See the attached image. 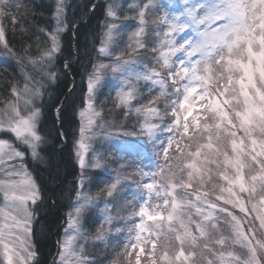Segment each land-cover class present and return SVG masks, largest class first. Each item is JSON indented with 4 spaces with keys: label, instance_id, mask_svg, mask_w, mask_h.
I'll return each mask as SVG.
<instances>
[{
    "label": "snow or ice",
    "instance_id": "6c2138e0",
    "mask_svg": "<svg viewBox=\"0 0 264 264\" xmlns=\"http://www.w3.org/2000/svg\"><path fill=\"white\" fill-rule=\"evenodd\" d=\"M98 6L92 4L90 11ZM23 8V0H0L2 51L15 57L24 73L23 85L11 84L0 102V197L5 205L0 208V264H38L39 254L28 240L44 197L25 157L31 153L41 159L53 135L46 130L49 120L53 129H63L66 119L77 117L71 154L81 171L72 182L69 229L53 264H96L79 245L81 217L98 206V198L85 192L92 178L84 172L88 167L106 172L109 165L119 167L106 189L108 203L119 198L127 181L137 185L132 215L123 229H116L117 239H123L113 264H264V0H140L128 9L136 14L130 24L120 22L122 6L109 3L98 53L107 56L119 47L125 29L134 26L125 54L151 48L154 63L117 57L115 64H94L79 96L73 61H64L62 68L58 64L61 33L79 24L71 25L61 0L56 27L48 33L51 47L45 45L35 57L21 49L25 59L8 43L6 27L15 33ZM109 69L119 80L114 90L121 106L139 103L143 88L152 98L147 107L136 109L143 120L133 129L146 142L109 143L116 151L105 155L96 145L111 141L113 134L103 131L95 101ZM69 75L70 86L60 91ZM67 135L66 130L55 132L61 150ZM85 153L92 156L87 165ZM105 222L111 224L112 217Z\"/></svg>",
    "mask_w": 264,
    "mask_h": 264
},
{
    "label": "trees",
    "instance_id": "16d2710c",
    "mask_svg": "<svg viewBox=\"0 0 264 264\" xmlns=\"http://www.w3.org/2000/svg\"><path fill=\"white\" fill-rule=\"evenodd\" d=\"M105 3L106 0H64L68 20L71 25L79 24V27L75 29L68 27L66 32L61 33L59 40L62 44V54L59 57L58 64L62 68L64 61H73L77 96L82 94L81 88L84 87L87 73L92 71V66L97 64L100 59L97 57L96 50L100 45L99 38L102 36L103 31L101 24L105 20L107 8ZM124 3H126L125 0L121 4L123 8L121 19L126 16ZM92 4L99 5L94 12L90 11ZM23 5L24 8L20 13L22 19L15 33L12 32L10 25L6 23V27L9 28L7 40L17 51L29 49L31 56L35 57L38 50H43L45 45L51 47V38L48 33L56 26L54 17L58 1L23 0ZM41 29H45V31H41ZM119 44H121V41ZM145 52L148 55L150 54L148 50ZM20 54L25 55L22 51H20ZM135 55L132 54L131 56ZM122 57L123 59L126 58V54L124 53ZM28 58L25 55V59ZM104 62L114 64L115 60L112 57H107ZM23 74L22 67L16 63L15 57H6V60H0V102H3L6 98L11 84L16 82L21 84ZM82 77L84 78L83 81ZM72 80V75L64 78V83L60 84L59 90L66 91ZM149 98L151 96L148 97L147 95L139 98V103L133 102L131 108L121 106L114 89L111 88L109 83H106L102 90L97 93L95 101L96 111L100 112L103 118V131L112 133V138L118 140L130 136L133 138L132 142H137L136 139H138L140 133L138 131L134 132L133 129L138 130L140 124L137 121L140 120V116H137L135 109ZM161 102L164 101L161 100ZM161 109H163V106ZM125 112L130 114L126 116ZM70 114L71 109H69L67 115L70 116ZM78 127V117L75 121L66 119L63 129H53L51 120H49L46 130L51 131L53 135L48 136L49 143L45 145L46 150L40 152L41 159H26L27 168L42 190L44 197L43 202L39 204L38 211L33 215L32 224V243L39 254L36 258L38 264H50L55 257L57 251L56 241L70 205L75 199V193L71 192L74 187L72 182L79 176L80 170L76 165L74 156L71 154L73 148L71 133ZM57 130L68 132L67 146L63 147L62 150L61 139L54 138ZM125 133L129 135H124ZM96 149L98 152L108 155L110 147L106 143H100L96 145ZM128 159L131 160L132 157H128ZM118 167L119 165H109L106 172L89 169L88 173H84L86 178H92V182L87 183L85 188L88 190L87 193L98 198V206L89 209L86 213V217H88L80 226L82 235L79 238V245L83 248L87 258L94 260L96 264H113L118 252L117 248L122 245L120 239H123V237L117 239L120 234L116 235V229L124 221L121 219L118 221L116 216H121L127 220L128 210L136 202L133 193L137 191V185L129 180L120 191L119 198L108 203L111 198L107 197L106 189L109 182L115 179L114 173ZM122 176H126V173H122ZM104 202L112 210L110 214L108 212L112 217L111 224L105 222L104 215L107 213V208L105 210L101 209ZM118 207L121 212H115V208ZM113 212L115 213L112 216Z\"/></svg>",
    "mask_w": 264,
    "mask_h": 264
},
{
    "label": "rangeland",
    "instance_id": "374dc122",
    "mask_svg": "<svg viewBox=\"0 0 264 264\" xmlns=\"http://www.w3.org/2000/svg\"><path fill=\"white\" fill-rule=\"evenodd\" d=\"M58 1V4L61 2V0H57ZM102 1H104V0H102ZM124 0H106V5H107V7H108V4L109 3H113V4H115V5H119V6H121V4H122V2H123ZM125 2L126 3H124L125 5L123 6L124 7V9H125V14H126V16L125 17H127L128 19H125V17L124 18H122L121 20H120V22L121 23H125V24H130L131 23V21L135 18V13H132V12H129V8L130 7H132V6H135L136 4H139L140 3V0H125ZM63 3H64V0H63ZM107 9V8H106ZM56 23H57V21H56ZM56 27V26H55ZM55 29V28H54ZM136 29H135V27L134 26H132V27H128L127 29H125V31H126V35L120 40L121 41V44H119V47H116L115 48V50H113V51H110L109 53H108V55L107 56H105V55H102V54H100V53H98V51L96 50V54H97V57H98V63L96 64V65H99V64H105V65H107L108 63H105L104 62V59L105 58H107V57H112L113 58V60H115V62H114V64L116 63V58L117 57H122L123 55H124V53H125V47H126V45L128 44V36L129 35H131V33L132 32H134ZM102 33H103V31H102ZM152 40H153V42H155V38L153 37L152 38ZM120 41H119V43H120ZM100 46V45H99ZM99 46H98V48H99ZM2 48H3V45L2 44H0V60H6V53L4 52V51H2ZM97 48V49H98ZM148 51L150 52V54L148 55V54H146V52L145 51H142V53L140 52L139 53V55H135V54H133V55H135V56H129V55H126V58H124V59H134V60H137V61H139L142 65H149V64H153L154 63V61H153V59H152V53H151V50H149L148 49ZM24 75V74H23ZM23 77V76H22ZM86 79H87V75H86ZM86 79H85V84H84V87H86ZM103 82H104V84H106V83H109L110 85H111V88L112 89H115V86L119 83V80L117 79V78H115V76H114V74L112 73V71L109 69L107 72H105L104 73V75H103ZM21 86L23 85V80H22V82H21V84H20ZM114 93H115V95H116V97H117V93H116V91L114 90ZM141 95H143V96H148V97H150V95H149V89L148 88H143V90H142V93L140 94L139 92L137 93V98L139 99V98H143V96H141ZM152 98V97H151ZM151 98H149V99H151ZM148 99V100H149ZM148 100L147 101H145V102H143V104H140V105H138V107L137 108H141V107H147L148 106ZM161 100H163V97H161V99H160V107H164V102H161ZM162 105V106H161ZM136 108V109H137ZM135 109V110H136ZM140 120H143V117H141L140 116ZM78 121H79V117H78ZM139 128H140V126H139ZM138 128V129H139ZM163 139H166V137H162ZM133 138L132 137H130V136H127V137H124V138H122V139H116V138H112L111 139V141H108L107 140V138L105 139V140H103V141H101V144H108L109 145V143H112V144H116V143H118L119 141H122V140H128V141H131ZM137 140V142L138 141H141V140H143V141H145L146 142V137H144V136H142V135H140L139 134V136H138V139H136ZM116 151V149L115 148H112V147H110V149H109V152L108 153H114ZM149 151H151V149H149ZM28 158H30V159H32V160H35L32 156H31V153H28L27 155H26V157H25V161H24V164L26 165V167H27V163H26V159H28ZM109 158H110V156H109ZM74 159H75V161H76V158H75V156H74ZM91 159H92V156L90 157V155L88 154V153H85V163H86V165L87 164H89L90 163V161H91ZM137 159H139V158H137ZM149 162L147 161V160H145L144 161V164L145 165H147ZM160 164L161 165H163L164 164V161H163V159H161L160 160ZM76 165H77V161H76ZM77 167H78V165H77ZM78 169L81 171V169L78 167ZM89 169H92L91 167H88L87 168V170L85 171L86 173H88V170ZM27 170H28V168H27ZM154 170H157L158 171V169H154ZM29 171V170H28ZM84 172V173H85ZM30 173V172H29ZM128 175V173H126V176ZM32 176V175H31ZM133 190L135 191V188L133 187ZM85 192L87 193L88 192V190L85 188ZM226 195V194H225ZM73 203V202H72ZM72 203H71V205H72ZM70 205V206H71ZM138 206V205H137ZM5 207V205H4V202H3V199H2V197H0V208H4ZM116 207V206H115ZM107 208V213L104 215V217H106L107 215H109L110 214V211L112 212V210H110V208L107 206V204L104 202V206L103 207H101V209H106ZM116 210H115V212H121L120 211V209H119V207L118 208H115ZM237 212H238V210H236ZM69 212H72V208L70 207V209L68 210V212H67V214H66V218H65V220H64V224H63V227H62V230H61V232H60V234H59V237H58V239H57V241H56V246H57V251H56V254H55V257L52 259V263L51 264H53V261H58L59 259H60V257H59V255H58V252H59V244H60V242L61 241H63V240H65V238H66V236H65V231H66V229H69V222H68V213ZM108 212H109V214H108ZM115 212H113L112 213V216H113V214L115 213ZM88 213V212H87ZM127 215H128V217H127V220L130 218V216L132 215V208H130V210H128V213H127ZM242 215V214H241ZM88 217V216H87ZM86 217V214H85V216L84 217H81V221H80V226H81V224H82V222L87 218ZM33 219H34V216H33V218H32V223H31V235H30V237H29V240H28V243H31L32 245H33V243H32V224H33ZM116 219H118V221L121 219L122 221H124L123 223H122V225L121 226H118L117 228H121V229H123L124 228V226H125V222H127V220H125L124 218H122L121 216H116ZM3 222V217L2 216H0V223H2ZM80 233H81V230H80ZM69 235H71L72 234V232L71 231H69V233H68ZM117 234H119V233H117V231H116V235ZM121 247H122V245H121ZM121 247H118L117 248V250L119 251L120 250V248ZM2 252H3V249H2V247H0V260H3V255H2ZM77 252H79V248H77Z\"/></svg>",
    "mask_w": 264,
    "mask_h": 264
},
{
    "label": "water",
    "instance_id": "95a60500",
    "mask_svg": "<svg viewBox=\"0 0 264 264\" xmlns=\"http://www.w3.org/2000/svg\"><path fill=\"white\" fill-rule=\"evenodd\" d=\"M52 263V261L50 262V264Z\"/></svg>",
    "mask_w": 264,
    "mask_h": 264
}]
</instances>
